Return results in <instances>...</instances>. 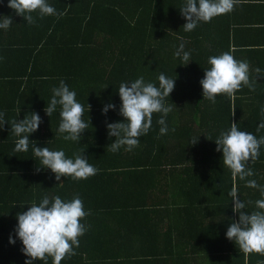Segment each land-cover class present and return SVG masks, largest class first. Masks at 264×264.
<instances>
[{
  "label": "trees",
  "instance_id": "trees-1",
  "mask_svg": "<svg viewBox=\"0 0 264 264\" xmlns=\"http://www.w3.org/2000/svg\"><path fill=\"white\" fill-rule=\"evenodd\" d=\"M8 2L0 0V17L13 18L8 30L0 29V112L9 121L37 112L43 122L30 135L27 152L13 151L17 138L10 123L0 130V264L29 259L15 233L17 213L45 195L70 201L77 194L90 212L81 220L87 231L74 247L76 254L61 264H199L205 258L206 264H246L239 247L226 237L239 214L232 211L228 193L233 179L215 140L232 122L258 139L264 136V129L257 131L264 120V93L247 94L243 86L234 100L227 95L215 103L203 98L200 81L211 67L209 57L231 52L229 39L215 35V18L211 30L209 22H201L185 32L187 21L179 9L184 0H47L65 14L40 19L33 13L36 23L28 25ZM181 42L191 53L188 65L174 56ZM160 73L176 79L165 100L172 108L168 133L159 136L161 114L154 113L152 128L138 147L112 152L108 145L116 138H109L107 123L124 120L120 84L143 76L158 86ZM61 80L84 107L88 128L80 142L65 141L57 132L59 107L51 117L44 111ZM109 103L116 109L105 115L102 109ZM193 138H199L195 145ZM34 144L63 150L66 158L84 153L99 171L86 180L56 181L51 169L40 168ZM248 167L254 175L235 183L244 211L252 212L255 201L264 197L246 181L264 186V145ZM254 254L247 264L257 263Z\"/></svg>",
  "mask_w": 264,
  "mask_h": 264
},
{
  "label": "clouds",
  "instance_id": "clouds-1",
  "mask_svg": "<svg viewBox=\"0 0 264 264\" xmlns=\"http://www.w3.org/2000/svg\"><path fill=\"white\" fill-rule=\"evenodd\" d=\"M237 3L238 0H184L179 8L181 16L187 21L182 26L183 30L192 32L201 22H210L214 17L233 11ZM7 6L14 10L16 15L23 17L28 25H34L37 16L43 19L46 16L65 14L57 12L47 0H9ZM12 23L11 15L0 17V29L8 30ZM174 56L181 58L183 65L190 63L191 53L185 51L184 42L176 48ZM208 63L211 67L204 69L205 76L200 81L204 99L215 103L218 96L227 95L234 100L235 93L242 86L255 91L256 81H250L247 61H237L231 52H224L209 57ZM255 71L259 74L261 70L257 68ZM158 81L157 86L145 82L141 76L134 81L120 84L118 93L122 103L119 106V115L124 117V120L106 122L109 138H116L115 142L108 145L112 152H117L122 147L130 152L138 147L140 137L147 135L152 128L154 113L161 114L157 121L160 125L159 136L168 133L166 118L172 108L166 105L165 100L173 92L176 79L160 73ZM58 107L60 123L57 132L64 134L65 141L80 142L82 134L88 128L87 122L83 119L84 107L77 101L75 91L70 90L64 80L60 81L58 87L52 89V97L47 101L44 111L51 117ZM109 109L115 110L116 105L106 104L102 109L103 114L107 115ZM260 112L264 117V107ZM42 122L37 112H30L21 120L11 121L5 118V113L0 112V130L4 129L5 124H11V133L17 138L13 149L16 153L29 150V137L39 129ZM261 129H264V120L258 125L257 131ZM198 140L199 138H193L191 145H195ZM215 142L218 145L216 151L223 153V165L231 171L233 187L228 195L234 202L232 211L239 214L238 221H233L228 227L226 237L239 247L247 264L250 254H264V199L255 201L256 211H244L246 204L240 199L235 182L237 178L245 180L254 175L248 164L259 158L264 136L258 139L254 134L240 130L237 123L232 122L230 130L222 131ZM32 150L40 168L51 169L56 181H60L61 177H71L74 181L86 180L99 171L88 162L84 153L74 154L72 159L66 158L63 150L53 151L35 144ZM246 186L259 189L261 196L264 197V186L259 185L256 180H247ZM87 215H90V212L84 210L79 194L70 201L62 200L58 195L51 199L45 195L39 204L32 203L26 212L17 213L18 225L15 233L22 241L21 251L29 257L25 264H34L36 260L45 261L47 264L49 257L52 258V264H61L66 257L75 255L74 247H79V238L87 231L85 224L81 223ZM9 242L15 244L16 240L10 236Z\"/></svg>",
  "mask_w": 264,
  "mask_h": 264
},
{
  "label": "crops",
  "instance_id": "crops-1",
  "mask_svg": "<svg viewBox=\"0 0 264 264\" xmlns=\"http://www.w3.org/2000/svg\"><path fill=\"white\" fill-rule=\"evenodd\" d=\"M214 18L216 37L229 39L232 55L237 61L248 62L250 81H256L255 91L247 87L244 93H264V0H238L233 11ZM208 26L211 30V21ZM257 68L261 70L259 74L255 71ZM178 251L192 253L187 248ZM205 259L199 264H206ZM252 259H256V264H264V254L255 253ZM191 263L196 264L194 260Z\"/></svg>",
  "mask_w": 264,
  "mask_h": 264
}]
</instances>
